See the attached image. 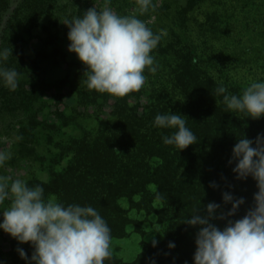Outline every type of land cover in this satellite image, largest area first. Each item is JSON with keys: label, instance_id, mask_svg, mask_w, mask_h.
Instances as JSON below:
<instances>
[{"label": "trees", "instance_id": "obj_1", "mask_svg": "<svg viewBox=\"0 0 264 264\" xmlns=\"http://www.w3.org/2000/svg\"><path fill=\"white\" fill-rule=\"evenodd\" d=\"M133 1L111 0V6L120 14H130ZM169 1L175 5L171 14L164 11L166 6L156 14L165 32L152 53L157 71H146L144 86L119 98L90 89L85 69L74 71L72 77L82 82L75 90L79 105L108 110L112 121L94 133L59 142L65 165L51 170L47 180L27 181L30 186L42 184L46 197L92 205L106 219L112 238L125 232L127 215L120 199L132 201L136 195L150 194L159 201L156 212L167 222L157 245L153 247L152 240L144 242L133 259L113 255L106 264H192L195 228L183 222L193 210L212 201L227 210L230 205L223 206L221 193L230 191L245 197L234 217L239 218L257 191L251 177L234 178L228 161L236 138L245 134L254 139L264 133V117L231 113L215 89L222 82L228 92L239 94L253 80L264 79V0ZM58 5V0H0V49L12 50L2 64L18 72L17 88L9 90L0 84V97L4 102L13 100L15 109L27 113L29 124L38 114L32 111L41 97L36 86L48 84L36 75L38 62L49 54L38 50L34 56L26 55L23 35H32L38 27L45 42H52L62 27L54 16ZM141 96H147L146 104L140 103ZM169 110L186 116L196 144L180 151L163 143L162 135L171 130L154 127L153 120ZM61 118L69 121V116ZM211 181L218 187H210ZM170 241L175 243L173 249L167 247ZM6 243L7 249L0 245V264H25L16 249L22 247L30 257V245L13 238Z\"/></svg>", "mask_w": 264, "mask_h": 264}, {"label": "clouds", "instance_id": "obj_2", "mask_svg": "<svg viewBox=\"0 0 264 264\" xmlns=\"http://www.w3.org/2000/svg\"><path fill=\"white\" fill-rule=\"evenodd\" d=\"M135 4L134 13L120 14L111 0H103L102 7L93 5L62 22L68 28V51L85 66L83 75L90 89L124 97L144 86L146 71H157L152 53L161 34L140 18L155 9L156 0H135ZM9 55L12 50L0 49V84L15 90L18 72L2 64ZM215 92L222 94L231 113L264 117V79L253 80L239 94L228 92L221 82ZM185 117L169 110L153 120L154 127L171 130L162 135L163 143L180 151L197 141ZM11 158L9 149L0 148V169ZM228 163L236 180L251 177L257 191L239 218L234 217L245 197L230 191L221 193L223 206L230 205L227 210L214 201L193 210L183 222L195 228L192 264H264V133L254 139L245 134L236 138ZM209 186L218 187L215 181ZM0 230L18 244L30 245V257L22 247L16 249L25 264H106L113 258L111 228L96 208L46 197L42 184L30 186L21 176L0 174ZM151 243L155 247L158 241ZM167 247L173 249L175 243L170 241Z\"/></svg>", "mask_w": 264, "mask_h": 264}, {"label": "rangeland", "instance_id": "obj_3", "mask_svg": "<svg viewBox=\"0 0 264 264\" xmlns=\"http://www.w3.org/2000/svg\"><path fill=\"white\" fill-rule=\"evenodd\" d=\"M181 2L182 0H175L176 4ZM58 4L54 16L62 27L59 33L52 36V42H45L44 33L38 27L33 28L32 35H23L26 55L34 56L38 50L49 54L38 62L36 75L48 84L41 86L43 88L36 86L41 97L35 101L32 111L38 112L37 119L31 124L27 123L25 119L27 113L21 108L15 109L13 100L4 102L5 98L0 97V148H7L12 153L11 160L4 169H0V174L21 176L26 181L32 178L47 180L51 170H60L65 165L66 157L59 155V142L83 133H94L112 121L110 115L106 113L108 110L103 112L94 106L79 105L75 90L82 82L72 75L77 69L85 68L80 66L82 63L76 55L68 51L70 43L67 39L68 28L62 23L66 18L82 15L83 11L93 5L97 8L102 7L103 0H96L93 3H84L82 0H58ZM161 6H166L164 11H167V14H171L175 9V5L169 0H156L155 9L141 19L149 21V27L155 33L163 35L165 32L156 21V14H159ZM135 9L136 4L133 1L128 13H134ZM160 17L165 19L163 14H160ZM69 74L72 78L67 77ZM147 102V96H141L140 103ZM62 114L69 116L68 122L63 121ZM149 188L151 191L154 189L153 186ZM119 202L126 210L127 222L124 235L111 239L113 255L122 260H131L141 250L144 242L162 237L167 221L156 212L160 203L150 194L142 197L136 195L132 201L122 198ZM10 239L8 234L0 230V245L4 249L8 248L6 241Z\"/></svg>", "mask_w": 264, "mask_h": 264}]
</instances>
